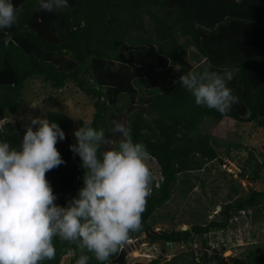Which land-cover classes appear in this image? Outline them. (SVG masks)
<instances>
[{
    "label": "trees",
    "instance_id": "trees-1",
    "mask_svg": "<svg viewBox=\"0 0 264 264\" xmlns=\"http://www.w3.org/2000/svg\"><path fill=\"white\" fill-rule=\"evenodd\" d=\"M13 3L21 15L18 24L4 30L11 37L7 47L0 33V139L12 146L22 140V125L6 119L22 103L30 81L42 78L55 90L72 83L92 101L90 126L117 141L112 121L125 123L155 163L159 179L153 174L142 227L129 240L146 233L148 239L188 248L149 264H222L229 251L225 235L239 227L235 218L242 212L252 226L251 248L243 258L231 257L233 264H264V191L248 193L241 182L263 181L264 159L249 151L235 178L222 167L235 161L233 150L246 148L225 144L204 129L207 121L228 120L264 133V0H69L68 9L53 13L39 10L36 0ZM225 67L233 72L228 86L239 102L224 114L197 106L179 83L189 70L222 72ZM45 116L64 132L73 128V118L65 113L49 110ZM56 147L65 163L45 175L63 206L83 186L85 170L78 154ZM213 169L218 177L206 185ZM195 181L204 193L201 210H182L185 218L195 217L192 226L151 235L158 220L175 221L176 214L164 216L161 210L178 214L171 208L173 195L179 192L187 200ZM198 240L204 252L192 248ZM54 244L55 257L41 264H61L67 256L77 264L82 255L87 264H100L77 242L55 238ZM124 245L108 264H125L119 262Z\"/></svg>",
    "mask_w": 264,
    "mask_h": 264
},
{
    "label": "clouds",
    "instance_id": "clouds-1",
    "mask_svg": "<svg viewBox=\"0 0 264 264\" xmlns=\"http://www.w3.org/2000/svg\"><path fill=\"white\" fill-rule=\"evenodd\" d=\"M36 4L48 13L69 8V0H36ZM20 15L13 0H0L5 47L11 37L4 30L18 24ZM232 79L227 67L222 72L205 68L189 70L179 83L197 106L224 114L239 102L228 86ZM111 132L119 136L117 141L85 122L74 130L76 143L70 150L78 154L85 170L83 186L63 206L56 203L58 197L45 175L65 163L56 147L58 140L66 138L60 125L36 117L17 146L0 139V264L52 260L55 238L77 242L100 264H108L130 233L141 229L153 176L147 163L150 153L145 144L133 139L125 123L113 120ZM123 256L121 252L120 263ZM87 260L82 255L77 264Z\"/></svg>",
    "mask_w": 264,
    "mask_h": 264
},
{
    "label": "rangeland",
    "instance_id": "rangeland-1",
    "mask_svg": "<svg viewBox=\"0 0 264 264\" xmlns=\"http://www.w3.org/2000/svg\"><path fill=\"white\" fill-rule=\"evenodd\" d=\"M49 110L59 111L73 118V128L70 131L65 132L66 138L64 140H58L57 142V145L68 148H70V145L76 143V139L73 135L74 130L82 126L83 122L90 126L94 114L92 101L76 87H74L72 83L69 84L67 89L55 90L49 84L44 82L42 78H36L28 83L22 103L6 120L8 122H19L26 132L28 126L31 125L32 119L36 117H46V112ZM32 127L33 130H35L36 126ZM204 129L220 138L225 144L237 143L246 148L243 150H233L232 156L235 158V161H228L227 164L222 167L228 172H233V170L227 165L230 164L237 168L239 161H243L248 157L249 151H253L259 158L258 160L264 159V133L252 124H237L234 121L228 120L220 124H215L212 121H207ZM147 163L152 171V174H154L155 178L158 180L159 174L156 170L155 163L150 160H148ZM212 171L213 175L212 177L211 174L208 176L206 185H210V181L214 176H216L214 178L218 177L216 175V170L213 169ZM234 177L238 178L237 175ZM241 182L248 193H252L253 190L264 191V180L258 182L257 184H251L250 187H247L248 184L244 183L243 180H241ZM196 184L194 192L189 195L187 200L182 198L179 192L173 195L171 208L177 209L178 214L175 211L167 212L166 210H161V213L164 216L168 213L176 214V217H174L175 221L158 220L159 223H157L156 226L153 225L151 228L152 230L160 232L171 229L173 226H176L177 228L182 227L187 230L192 226V222L195 221V217L191 218V220L189 218H185V216L182 215V210L191 211L195 208V210H201L199 199L203 200L204 193L198 182H196ZM221 187L224 192L228 191L224 184H222ZM205 191L210 194L208 189H205ZM245 213L246 212H242L240 216L235 218V220H237L235 222L239 227L237 229L230 230L227 236L225 235L228 240L229 251L224 254V261L222 264H233L231 257L236 258L237 256V258H243L249 248H251L249 245L252 241L250 232L253 230L250 223L245 220ZM209 218H211V216ZM181 221L183 224L178 225V222ZM261 229L264 230L263 227ZM244 235L246 240H243ZM221 236V240H223V234ZM187 248V246H170L163 245L161 242H152L143 234L138 239L128 241L127 245L123 248L124 256L122 260L125 264H149L151 260L156 258H160L161 261L169 260L181 250H186ZM192 248L196 251L204 252L200 240H198ZM61 264H70V257L67 256ZM212 264H218V262L215 261V263Z\"/></svg>",
    "mask_w": 264,
    "mask_h": 264
},
{
    "label": "water",
    "instance_id": "water-1",
    "mask_svg": "<svg viewBox=\"0 0 264 264\" xmlns=\"http://www.w3.org/2000/svg\"><path fill=\"white\" fill-rule=\"evenodd\" d=\"M227 166H228L230 169L233 170V173H234L235 175H238V174L240 173L239 170H238L237 168L233 167L232 165L228 164ZM244 183L248 184L247 187H250V183H249L248 180L244 179ZM218 210H220V208H218ZM161 233H162V231L157 232V231H154V230H150V234L153 235V236H155V237L160 236ZM151 241L154 242L155 239H151ZM161 243L164 244L163 241H162Z\"/></svg>",
    "mask_w": 264,
    "mask_h": 264
}]
</instances>
